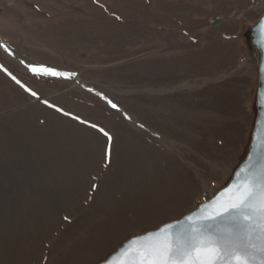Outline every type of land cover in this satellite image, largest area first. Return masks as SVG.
Masks as SVG:
<instances>
[{
    "label": "rangeland",
    "instance_id": "rangeland-1",
    "mask_svg": "<svg viewBox=\"0 0 264 264\" xmlns=\"http://www.w3.org/2000/svg\"><path fill=\"white\" fill-rule=\"evenodd\" d=\"M250 5L0 0L16 57L110 88L144 127L0 49V264H99L226 186L255 119L249 31L263 11Z\"/></svg>",
    "mask_w": 264,
    "mask_h": 264
},
{
    "label": "snow or ice",
    "instance_id": "snow-or-ice-1",
    "mask_svg": "<svg viewBox=\"0 0 264 264\" xmlns=\"http://www.w3.org/2000/svg\"><path fill=\"white\" fill-rule=\"evenodd\" d=\"M120 255L127 256L123 264H264V158L259 167L250 164L242 170L227 204L136 237Z\"/></svg>",
    "mask_w": 264,
    "mask_h": 264
},
{
    "label": "water",
    "instance_id": "water-1",
    "mask_svg": "<svg viewBox=\"0 0 264 264\" xmlns=\"http://www.w3.org/2000/svg\"><path fill=\"white\" fill-rule=\"evenodd\" d=\"M249 35L251 39V48L256 55L258 81L254 125L245 158L235 169L230 180L224 188L219 190L213 197L199 204L195 209L183 215L177 220H183L186 216L189 215H207L213 212L215 210V207H217L219 204H227L230 197L233 195L235 187L237 186L238 177L242 173V170H246L248 165L250 164L253 165L254 168L259 167L262 158H264V143H262L261 139L262 137H264V14L250 29ZM229 188L232 189V191H225V189ZM177 220L166 222L160 225L155 230L148 231L141 235L129 238L115 252L108 256L106 260L99 264H106V261H111L112 264H123V261L127 259V256H121L120 253L123 249L130 247L131 241H134L136 237L146 235L147 233L156 232L159 229L163 228L165 224H172ZM139 243V241H136V244ZM131 246L135 247V245Z\"/></svg>",
    "mask_w": 264,
    "mask_h": 264
},
{
    "label": "bare ground",
    "instance_id": "bare-ground-1",
    "mask_svg": "<svg viewBox=\"0 0 264 264\" xmlns=\"http://www.w3.org/2000/svg\"><path fill=\"white\" fill-rule=\"evenodd\" d=\"M0 49H2L4 52L7 53V55H9L10 57H12L13 59H15L16 61H18L20 64H22L23 66H25L26 68L30 69L33 71L34 68H31L30 66L26 65L23 61H21L18 57H16L13 52H11V50H9L2 42H0ZM7 49V50H5ZM30 65V64H29ZM244 64H242L243 66ZM37 69V68H35ZM37 73H40V74H43V75H49V74H45L44 72V69H37V71H35ZM50 76H54V75H50ZM57 78H59V80H64L66 81L67 83L69 84H72L82 90H84L85 92H89L93 95H96L98 97H100L102 100L105 101V103H107L109 106H111L112 108H114L116 111H118L130 124L134 125L135 127H137V129H142L144 130V127L134 123L121 109L117 108V107H113L112 103L108 100V98L100 91V89H104V90H108V91H111V92H114L113 90H111L110 88H106V87H102V86H97V85H94V84H87V83H84L82 82L80 79H74V78H70L68 76H55ZM219 80V79H218ZM207 83V82H206ZM192 87V86H191ZM190 88V87H189ZM126 94H130V93H127ZM153 134V133H151ZM155 135V134H153ZM162 143L163 145L170 151H172L173 153H176L180 156L181 160L182 161H186L183 159V157L181 156L182 153H178V150H176L172 144L170 142H168L167 140H165L164 138H160L159 135H155ZM176 146V145H175ZM187 163V162H186ZM190 166V165H189ZM196 172V170H195ZM197 173V172H196ZM198 175V174H197ZM203 187L205 189H207L205 183L203 182Z\"/></svg>",
    "mask_w": 264,
    "mask_h": 264
},
{
    "label": "built area",
    "instance_id": "built-area-1",
    "mask_svg": "<svg viewBox=\"0 0 264 264\" xmlns=\"http://www.w3.org/2000/svg\"><path fill=\"white\" fill-rule=\"evenodd\" d=\"M250 10H262L264 14V0H251Z\"/></svg>",
    "mask_w": 264,
    "mask_h": 264
}]
</instances>
